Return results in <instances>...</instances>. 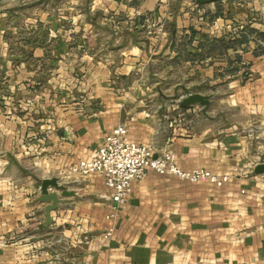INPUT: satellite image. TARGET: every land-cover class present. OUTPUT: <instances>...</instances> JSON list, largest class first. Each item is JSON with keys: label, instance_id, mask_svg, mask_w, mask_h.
<instances>
[{"label": "crops", "instance_id": "obj_1", "mask_svg": "<svg viewBox=\"0 0 264 264\" xmlns=\"http://www.w3.org/2000/svg\"><path fill=\"white\" fill-rule=\"evenodd\" d=\"M127 1L144 11L159 0ZM172 26L176 32L175 20ZM174 37L169 32L161 55L177 57ZM248 71V80L229 85L227 97L214 103L209 96L207 110L200 108L196 124H183L185 130L157 131L127 109L130 100L105 96L84 112L65 113L53 132L43 126L46 144L34 136V147L12 143L3 155L0 150V264H264V174L254 173L264 165V55H251ZM119 125L154 156L170 151L178 168L205 169L229 182L215 188L148 171L108 219L103 178L69 170L94 158ZM53 178L69 196L56 193L60 202L46 226L39 189Z\"/></svg>", "mask_w": 264, "mask_h": 264}, {"label": "rangeland", "instance_id": "obj_2", "mask_svg": "<svg viewBox=\"0 0 264 264\" xmlns=\"http://www.w3.org/2000/svg\"><path fill=\"white\" fill-rule=\"evenodd\" d=\"M131 8L127 0H0L2 155L12 143L36 146L34 136L44 143L43 126L53 132L65 113L84 112L105 96L130 100L127 109L157 131L193 127L201 107L182 109V98L198 93L216 103L231 83L250 78L252 43L207 45L223 36L232 41L249 21L264 32V0H223L217 7L159 0L154 9ZM174 20L171 58L160 51ZM191 23L192 38L183 28ZM249 38L264 47L258 36Z\"/></svg>", "mask_w": 264, "mask_h": 264}, {"label": "built area", "instance_id": "obj_3", "mask_svg": "<svg viewBox=\"0 0 264 264\" xmlns=\"http://www.w3.org/2000/svg\"><path fill=\"white\" fill-rule=\"evenodd\" d=\"M148 171L159 176H173L191 184L206 182L215 188H222L229 182V177L217 176L205 169L184 171L178 168L175 155L170 151H162L159 156H154L153 148L128 140L123 125L116 126L105 136L94 158L73 164L69 174H95L103 178L104 186L110 192L107 218L112 219L130 198L134 182Z\"/></svg>", "mask_w": 264, "mask_h": 264}, {"label": "water", "instance_id": "obj_4", "mask_svg": "<svg viewBox=\"0 0 264 264\" xmlns=\"http://www.w3.org/2000/svg\"><path fill=\"white\" fill-rule=\"evenodd\" d=\"M198 5L204 4H214L223 0H194ZM210 97L203 96L198 93L189 94L186 97L182 98L179 102V107L185 109L187 107L193 105H199L202 110L205 112L209 106ZM254 173L257 175L264 174V165H258L254 169ZM49 190H53L54 192L49 193ZM40 197L38 198V202L42 204H47L44 208V224L49 226L52 224V219L50 217V213L57 208L60 200L57 196V192H60L63 197L69 196V194L65 191L64 186H62L57 178L43 180L40 186Z\"/></svg>", "mask_w": 264, "mask_h": 264}, {"label": "trees", "instance_id": "obj_5", "mask_svg": "<svg viewBox=\"0 0 264 264\" xmlns=\"http://www.w3.org/2000/svg\"><path fill=\"white\" fill-rule=\"evenodd\" d=\"M215 5L217 7L218 2H216ZM188 30L190 31V33H191L190 37L192 38L193 35L195 34V31L192 28H189ZM251 34L258 36L262 40V42H264V32H259L258 30L252 28L251 25H247V26H243L242 30H240L236 33L237 37H235L232 41H231V39H229L228 40L229 42L227 43L225 36H223L220 39L212 40L211 43L208 44L207 46H208V48L212 49L214 43H219L221 48L227 50L228 47H230V45H233V44L240 46V47L248 48L250 46V44L252 43L254 46L252 55L254 57H259L261 55H264V47L263 48L259 47L257 45L256 40H254V39L250 40L251 38H249V36H251ZM170 36L172 38L175 36V27L174 26H172L170 28ZM226 36H229V35L226 34ZM237 59L239 60V57H237Z\"/></svg>", "mask_w": 264, "mask_h": 264}]
</instances>
